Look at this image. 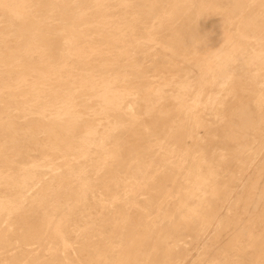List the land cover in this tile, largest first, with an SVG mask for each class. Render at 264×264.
<instances>
[{
  "label": "rangeland",
  "instance_id": "obj_1",
  "mask_svg": "<svg viewBox=\"0 0 264 264\" xmlns=\"http://www.w3.org/2000/svg\"><path fill=\"white\" fill-rule=\"evenodd\" d=\"M263 38L264 0H0V264H264Z\"/></svg>",
  "mask_w": 264,
  "mask_h": 264
},
{
  "label": "bare ground",
  "instance_id": "obj_2",
  "mask_svg": "<svg viewBox=\"0 0 264 264\" xmlns=\"http://www.w3.org/2000/svg\"><path fill=\"white\" fill-rule=\"evenodd\" d=\"M142 3V2H141ZM49 4V3H48ZM139 4V3H138ZM77 7V6H76ZM75 7V8H76ZM72 8V7H71ZM75 8H73V10L75 9ZM164 9V8H163ZM46 10V9H45ZM158 10V9H157ZM38 11V10H37ZM122 11V10H121ZM148 11V10H147ZM142 14V13H141ZM152 19V18H151ZM192 21V20H191ZM90 22H92V21H90ZM148 23V22H147ZM78 26V25H77ZM103 27V26H102ZM49 30V29H48ZM43 31H44V29H43ZM254 36V35H253ZM262 36V35H261ZM47 39V38H46ZM264 39V38H263ZM13 40V39H12ZM246 40V39H245ZM185 41V40H184ZM260 41V40H259ZM245 42V41H244ZM48 45V44H47ZM176 46H177V44H176ZM183 46V45H182ZM22 47V46H21ZM117 47V46H116ZM24 48V47H23ZM174 48V47H173ZM226 54H225V52L224 51H222V53H221V56H220V58H224V56H225ZM3 57V56H2ZM12 58H14V57H12ZM141 58V57H140ZM11 60V59H10ZM158 60V59H157ZM111 61H112V59H111ZM258 62L259 61V55L257 56V59H256V57H254V58H252V63H255V62ZM260 61H262V60H260ZM256 62V63H257ZM28 63V62H27ZM117 64V63H116ZM170 64H172V63H170ZM243 64H245V63H243ZM21 65V64H20ZM95 65V64H94ZM181 65V64H180ZM179 65V66H180ZM245 65H249V64H245ZM17 66V65H16ZM25 66V65H24ZM171 67H173V66H171ZM148 69V68H147ZM152 69V68H151ZM154 69H155V67H154ZM149 70V69H148ZM238 70V69H237ZM18 71V70H17ZM133 71V70H132ZM263 71V70H262ZM12 72V71H11ZM133 72H135V71H133ZM144 72V71H143ZM148 72V71H147ZM150 72V71H149ZM152 72V71H151ZM202 75L204 76V78H207V79H212L213 77L208 73V71H207V69H206V67L204 66L203 68H202ZM13 73V72H12ZM174 73V72H173ZM14 74V73H13ZM198 74V73H197ZM16 76V75H15ZM21 76V75H20ZM141 76V75H140ZM139 76V77H140ZM142 77V76H141ZM14 78V77H13ZM135 78H137V77H135ZM200 78V77H199ZM228 77L226 76V77H223V79H227ZM246 78V77H245ZM147 79V78H146ZM229 79V78H228ZM149 80H151V79H149ZM130 82V81H129ZM137 82V81H136ZM199 82V81H198ZM131 83V82H130ZM146 83V82H145ZM195 83V82H194ZM208 84V83H207ZM124 85V84H123ZM126 85V84H125ZM142 86V85H141ZM204 87V86H203ZM202 87V88H203ZM25 89V88H24ZM138 89V88H137ZM237 89V88H236ZM73 90V89H72ZM168 90V89H167ZM24 92H25V90H23ZM138 91V90H137ZM240 91V90H239ZM12 93H13V91H12ZM16 93H18V92H15V94ZM20 93V92H19ZM21 93H23V92H21ZM34 93V92H33ZM239 93V92H238ZM8 94V93H7ZM30 94H32V93H30ZM208 94V93H207ZM13 95V94H12ZM126 95V94H125ZM29 96V95H28ZM27 96V97H28ZM34 97V96H33ZM63 97V96H62ZM31 98V97H30ZM7 99V98H6ZM19 99H21V98H19ZM83 99V98H82ZM2 100V99H1ZM50 100V99H49ZM133 100H135V99H133ZM165 100V99H164ZM11 101V100H10ZM231 101V100H230ZM9 102V101H8ZM132 102V101H131ZM13 103V102H12ZM78 103V102H77ZM85 103V102H84ZM10 104V103H9ZM180 104V102H177L176 104H174V107H177L178 105ZM84 106H86V105H84ZM167 106V105H166ZM109 108V107H108ZM167 108V107H166ZM140 109V108H139ZM84 111V110H83ZM117 112V111H116ZM22 114V113H21ZM20 115V114H19ZM23 115V114H22ZM125 115V114H124ZM5 116H7V115H5ZM92 116V115H91ZM119 116V115H118ZM98 118V117H97ZM155 118V117H154ZM162 117H157L156 118V120H158V119H161ZM205 118V117H204ZM183 119H185L186 121H191V120H195L194 119V117L193 116H191V114H186L184 117H183ZM74 121V119H73V117L71 116V115H69L67 118L66 117H64V116H60V117H57V118H54V119H52L51 120V122L53 123V124H56L60 129H65V128H67L70 124H72V122ZM128 121V120H127ZM93 123V122H92ZM91 123V124H92ZM236 123V122H235ZM84 124V123H83ZM135 125L134 126H143V128L142 129H139V130H141V131H138V132H134L133 133V137L134 138H136V139H138V136H139V134L140 135H144V136H147V135H149V134H151V133H153V126H156V124H155V122H153V123H151V124H148V125H143V124H140V123H138V122H136V123H134ZM195 124H200V122H198V121H195ZM96 125V124H95ZM85 126V125H84ZM179 127H180V129H182L183 131H184V133H189V129L187 128L188 126L186 125V123L185 122H183V123H181L180 125H179ZM135 128V127H134ZM102 130V129H101ZM136 131V130H135ZM42 132V131H41ZM110 134V133H109ZM113 135V134H112ZM111 136V135H110ZM109 136V137H110ZM116 137V136H115ZM122 138V137H121ZM169 138V137H168ZM48 141V140H47ZM128 141H130V140H128ZM131 141H133V140H131ZM115 142V141H114ZM117 142V141H116ZM67 145V144H66ZM68 146V145H67ZM194 146V145H193ZM66 147V146H65ZM70 147V146H69ZM124 147H125V145L124 144H122V143H115L110 149H107V150H103V151H101L100 152V156H99V161L103 164V163H105L104 161L105 160H107V158H124L123 157V155H124V152H125V150H124ZM257 148V147H256ZM80 149V148H79ZM235 149V148H234ZM42 150V149H41ZM67 150H69V149H67ZM71 150V149H70ZM74 150V149H73ZM22 152V151H21ZM77 152H78V150H77ZM103 152V153H102ZM62 158H64V156H62ZM251 160V159H250ZM189 161V160H188ZM65 162H66V159H63V161H62V164H65ZM175 163H176V161H175ZM169 168V167H168ZM131 169H132V167H131ZM260 169V168H259ZM134 170V169H133ZM132 171V170H131ZM133 172V171H132ZM184 172V171H183ZM132 174V173H131ZM103 177V176H102ZM163 177V176H162ZM174 177V176H173ZM134 178V177H133ZM126 180V179H125ZM132 181V180H131ZM134 181V180H133ZM132 181V182H133ZM116 182V181H115ZM163 182V181H162ZM12 184V185H14L15 184V182H13V181H10V180H7L6 182H5V184L6 185H8V184ZM29 183V182H28ZM201 183H203V184H207V185H211V181H210V179L208 178V179H199L198 181H197V184L198 185H201ZM133 184V183H132ZM260 185V184H259ZM10 186V185H9ZM34 186V185H33ZM123 186V185H122ZM150 186V185H149ZM13 187V186H12ZM12 187H11V189H12ZM26 187V186H25ZM119 187H121L120 185H119ZM176 187V186H175ZM211 187H212V191H215V192H217V190H218V188H219V184H213V185H211ZM10 188V187H9ZM8 188V189H9ZM122 188V187H121ZM120 188V189H121ZM2 189V188H1ZM116 189V188H115ZM166 189V188H165ZM259 189V188H258ZM13 190V189H12ZM15 190V189H14ZM13 190V191H14ZM101 190V189H100ZM162 190V189H161ZM175 190V189H174ZM124 192V191H123ZM126 192H127V194H128V189L126 190ZM32 193V192H31ZM101 193H102V195H103V197L102 198H104V195H106V194H104V192H103V189H102V191H101ZM125 194V193H124ZM157 194V193H156ZM194 197H196L197 198V205H194V204H192L191 203V199L192 198H194ZM101 199V198H100ZM105 199V198H104ZM207 199H208V197H207V193L205 192H202L201 190H199V189H197V191L195 192V191H191L190 193H187V194H185L184 195V197H183V203H182V207L184 208V210H185V213H191V212H197V207H200V206H204V207H206V203H207ZM103 200V199H102ZM261 201V200H260ZM254 203V202H253ZM256 203V202H255ZM167 204V203H166ZM224 205V204H223ZM259 206V205H258ZM249 207V206H248ZM151 208V207H150ZM206 209H208V206H207V208ZM255 209V208H254ZM3 210V211H2ZM247 210V209H246ZM253 210V209H252ZM201 213H202V210H201ZM0 214H3L4 216H5V214L6 213H4V209H2V205H0ZM86 214V213H85ZM71 216V215H70ZM86 216V215H85ZM136 219H137V217H136ZM135 220V219H134ZM133 222V221H132ZM141 222V221H140ZM133 224V223H132ZM106 228V227H105ZM104 228V229H105ZM101 229V228H100ZM109 230V229H108ZM100 231V230H99ZM121 231V230H120ZM104 232V231H103ZM135 232V231H134ZM136 232H138V231H136ZM140 233V232H139ZM147 232H144V233H140V234H137L136 233V236H133V241H131L132 243H130L129 242V244L127 245V243H126V247L122 250V252L120 251L119 252V254H118V258L117 259H115L114 261H112V262H107L105 259H104V253H105V251L108 249V243H110V242H106V243H102L101 245H97L98 247H97V249H95V251H94V255H93V258L91 259V263H88V264H124V263H122V257H124V256H130V260L133 262V263H141V262H143V261H147V262H149V257H151V255H156V251H157V249H158V245L159 244H161V238H156V239H152L151 237H149L148 236V234H146ZM55 235H56V233H54ZM132 235V234H131ZM135 235V234H134ZM233 235V234H232ZM132 237V236H131ZM226 237V236H225ZM245 237V236H244ZM86 238V237H85ZM117 237H115V239H116ZM120 239V238H119ZM122 240V239H121ZM115 242H116V240H115ZM121 243V242H120ZM166 243V242H165ZM116 244V243H115ZM119 244V243H118ZM70 245V244H69ZM112 246V243H110L109 244V247H111ZM48 247H50V246H48ZM47 247V248H48ZM238 252H239V250H238ZM243 252V251H242ZM16 256V255H15ZM16 258H14V259H12V260H10V261H7L5 264H18V263H21L19 260L21 259H19V260H15ZM80 261H81V259H79ZM129 261V260H128ZM22 263H25V262H23L22 261ZM68 263V262H67ZM41 264H49L48 262H41Z\"/></svg>",
  "mask_w": 264,
  "mask_h": 264
}]
</instances>
